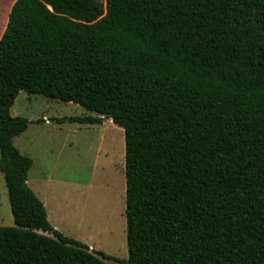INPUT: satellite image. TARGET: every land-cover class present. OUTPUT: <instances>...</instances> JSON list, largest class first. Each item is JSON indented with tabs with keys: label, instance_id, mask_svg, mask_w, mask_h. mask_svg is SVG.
Instances as JSON below:
<instances>
[{
	"label": "trees",
	"instance_id": "obj_1",
	"mask_svg": "<svg viewBox=\"0 0 264 264\" xmlns=\"http://www.w3.org/2000/svg\"><path fill=\"white\" fill-rule=\"evenodd\" d=\"M22 91L124 130L127 261L49 222L14 144ZM0 173L15 222L0 264H264V0H17L0 39Z\"/></svg>",
	"mask_w": 264,
	"mask_h": 264
},
{
	"label": "rangeland",
	"instance_id": "obj_2",
	"mask_svg": "<svg viewBox=\"0 0 264 264\" xmlns=\"http://www.w3.org/2000/svg\"><path fill=\"white\" fill-rule=\"evenodd\" d=\"M16 1L0 0V39ZM11 114L30 121L14 144L34 162L28 185L45 204L51 225L91 252L127 261L124 130L105 117L101 124L71 123V118L98 115L73 103L24 91ZM0 227H15L1 173ZM36 233L50 236L40 230Z\"/></svg>",
	"mask_w": 264,
	"mask_h": 264
},
{
	"label": "crops",
	"instance_id": "obj_3",
	"mask_svg": "<svg viewBox=\"0 0 264 264\" xmlns=\"http://www.w3.org/2000/svg\"><path fill=\"white\" fill-rule=\"evenodd\" d=\"M44 120V119H43ZM41 200V199H40ZM42 201V200H41ZM43 203V202H42ZM44 204V203H43ZM44 206H45V204H44ZM46 208V207H45ZM48 214V213H47ZM55 229H57V231H59L60 233H62L64 236H66V237H68V238H71V237H69V236H67L63 231H62V229H60L59 227H57V226H53ZM72 239V238H71ZM79 242V241H78Z\"/></svg>",
	"mask_w": 264,
	"mask_h": 264
}]
</instances>
